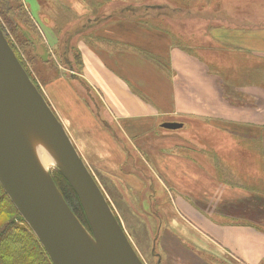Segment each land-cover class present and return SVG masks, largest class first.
<instances>
[{"label":"crops","instance_id":"0c3cea01","mask_svg":"<svg viewBox=\"0 0 264 264\" xmlns=\"http://www.w3.org/2000/svg\"><path fill=\"white\" fill-rule=\"evenodd\" d=\"M23 2L33 21L45 25L46 41L53 48L58 37L63 43L70 66L52 60L34 67L37 84L88 170L140 194L145 178L135 170L145 167L164 191H175L174 197L167 193L168 210L165 205L159 208L163 222L157 244L166 259L165 249L192 256L194 264H264V231L238 222L245 218V198L254 192L245 183L218 178L201 159L208 153L193 145L197 134L189 136L188 128L184 130L191 120L219 127L223 132L209 138L228 153L231 127L240 124L232 119H264V79L245 83L238 89L243 102L232 103L207 69L211 63L191 46L199 43L200 31L202 42L216 43L221 55L238 51L264 56V29L208 27L202 19L204 28L198 23V29L188 23L182 27L181 22L192 18L168 20L175 27L171 29L162 25L161 17L153 23L112 17L128 4L181 7L186 0H35L34 8ZM145 53L163 59L170 71ZM45 68L51 71L47 78ZM166 121L183 125L162 128ZM258 130L253 134L263 139L264 132ZM192 246L209 256L196 254Z\"/></svg>","mask_w":264,"mask_h":264},{"label":"rangeland","instance_id":"374dc122","mask_svg":"<svg viewBox=\"0 0 264 264\" xmlns=\"http://www.w3.org/2000/svg\"><path fill=\"white\" fill-rule=\"evenodd\" d=\"M27 2L32 8L35 7V0H27ZM168 5L173 6V3ZM180 6L181 7H177V9H173V13H170L168 9L159 10L152 9L151 7H149L148 10H141L140 12L146 17L145 22L153 23L156 22L159 17H161V21L163 23L162 25H167L171 27V29H174L175 27L171 23L168 24V20L181 22L179 17L182 15V18L183 15H187V13L193 17H190L192 19L189 22L187 21L184 23H188L189 27L191 28L194 26L197 28V26L194 25L196 23H198L199 29L204 28L205 26L202 27V21H200L201 19L206 20L204 23L207 24L208 27L210 24L238 25L241 23L253 24L256 22H259L258 24H264V0H186V3H182ZM157 13H160V15L157 16ZM62 14L69 17V14L66 12H62ZM195 16L199 19H196ZM33 23L36 26L35 28L38 34L40 35V39L35 36V33H32L34 37V43L30 44L26 48L27 53L17 45L16 39L13 37L9 28L7 26L5 27L4 25L3 27L13 43L16 44L22 61L24 62L34 81L37 83V78L39 79L40 77L39 75H36V69L34 66L36 68H42L45 66L47 61L50 62L52 60L56 63L59 62L62 64V60L67 56L62 50L63 43L59 37V43L57 44L58 47L53 48L51 43L46 41V28L43 27L45 25L41 24L39 26V23H35L34 21ZM201 35L202 34L199 31V43L191 42V46L199 58H201L203 61H206L207 63H211L207 64V69L215 67L219 69H230L232 77L238 80V76L240 75L241 77H244V80L248 81L252 79L254 82H251L250 84H255L256 81H260L256 79L259 78L260 74L258 70L264 68V56H250L246 52L238 51H231L228 54L221 55L222 53L218 45L216 43L211 44L210 42H202V38H200ZM53 53L55 54L53 55ZM27 54L29 57H32L36 60L34 65L31 62V59L30 61L27 59ZM50 75L51 71L45 68L43 70V76L47 78ZM70 78H72V76H70ZM247 84L249 83L247 82ZM235 90L236 89L234 88L227 89L231 98H233L232 103L238 104L242 100H237L235 97H233V92ZM232 120L240 121V124L238 127H236V129H232L231 127L230 137L232 138V144L230 147H232V149H230L228 153H225L226 149L220 150L215 147V145L212 143V140L209 138L215 133L223 132L219 127L206 125L204 124L205 121L202 123L201 120H191L190 122L186 121L184 130L188 128V134H197L194 140L198 141V143H194L193 145L195 147L202 148L208 153L202 154L203 157H201V159L202 161H206L209 167L211 165L213 172L215 170L214 174L218 178L229 179L235 182L245 183L247 185L251 183L257 185L259 184V181L262 180L264 194V156L261 155V149H258L259 141L255 140L257 135L253 134V132L259 131L258 129L264 132V119ZM249 122H255L257 123L255 125H260L263 128L251 126ZM233 126L235 127V124ZM240 128H244V131ZM261 143L263 144L262 147L264 148V138L262 139ZM146 158L150 160L149 156ZM258 162L262 167L260 169H258L256 166V164H259ZM130 163V166L133 167V162L131 161ZM55 169H58V167L50 165L46 169V173L51 175ZM138 169H140V171ZM138 169L134 170L138 172L143 178H145L144 181L142 180L141 184V187L144 189V191L140 194L131 193V191L126 186L116 184L99 173L92 175L97 183L99 181L95 176H97L100 180L98 185L100 184V188L102 187L101 190L103 191L108 204H110L109 206L112 212H114L113 215H116V217L115 215L114 217L117 223L124 232L130 246L133 248L141 264H167L166 260H169V264H194L191 260L192 256L186 254L179 255L175 250L165 249L166 254H168L166 259L164 251L159 246V243L157 244L158 234L154 235V233L156 230L159 233L160 226L163 222L159 211L160 205H165L168 210L170 205L169 198L175 196V191L172 188H168L166 189L167 191H164L165 189L163 190L160 187L153 174L147 173L148 171L145 169V167ZM218 169H222V171L220 170V176L218 175ZM167 193L170 194V197ZM156 214H159L161 218L158 219ZM85 230L90 235V238L93 241H96V235L92 231L91 227L90 231L87 229ZM192 248L196 250H193V252L196 254L206 253L205 256H209L207 255L209 254L207 252L199 251L193 246ZM158 258L160 259L159 262ZM218 264L222 263L218 262Z\"/></svg>","mask_w":264,"mask_h":264},{"label":"water","instance_id":"95a60500","mask_svg":"<svg viewBox=\"0 0 264 264\" xmlns=\"http://www.w3.org/2000/svg\"><path fill=\"white\" fill-rule=\"evenodd\" d=\"M20 99L40 119L76 194L96 241L90 238L55 186L31 160L13 123L11 105ZM181 122L161 123L165 129ZM0 185L33 230L53 264H141L117 223L103 191L0 30ZM95 243V244H94Z\"/></svg>","mask_w":264,"mask_h":264},{"label":"trees","instance_id":"16d2710c","mask_svg":"<svg viewBox=\"0 0 264 264\" xmlns=\"http://www.w3.org/2000/svg\"><path fill=\"white\" fill-rule=\"evenodd\" d=\"M145 4V3H144ZM144 4H128L121 10L117 12H112V17L115 16L118 19H124V17H131L139 23L145 22V16L141 14V10H148L149 7L152 9H168L170 13H173V9H177L178 6H170L168 3L163 4H154V5H144ZM141 15H140V14ZM161 13V12H160ZM157 13V16L160 15ZM167 13V12H166ZM126 14V15H125ZM182 16V15H181ZM181 16L179 18H181ZM188 13L183 15L182 18H190ZM0 28L14 54L16 55L21 66L25 70L26 74L35 85L39 93L43 96L38 84L34 81L30 73L28 72L24 62L19 55L16 44L10 39L9 35L5 32L3 25L9 28L13 37L16 39L17 45L26 51V48L34 43V37L32 33H35V36L40 39V35L36 30V26L33 23V20L28 12L27 7L25 6L23 0H0ZM3 24H2V22ZM147 23V22H146ZM259 22L250 24V23H241L234 24L233 27L237 28H264V24H258ZM151 25H154L150 23ZM186 23H182V27ZM258 24V25H254ZM185 49V48H182ZM187 49V48H186ZM189 50V49H187ZM190 51V50H189ZM27 53V51H26ZM157 66H159L164 71H170L167 63L156 56L145 53ZM144 54V55H145ZM145 55V56H146ZM27 59H31L33 65L36 63V60L32 57H29L27 54ZM76 60L78 61V54L76 53ZM63 64L70 66L67 61V57L62 60ZM78 63V62H77ZM35 67V66H34ZM36 68V67H35ZM259 78L264 79V68L259 69ZM212 72L219 80V86L222 87L223 95L229 101H233L230 93L227 91L228 88L236 89L233 92V97L237 100H242V94L238 89H240L245 83L254 82L251 80H244V77L238 76V80L232 77L230 69H219L211 68ZM257 82V81H256ZM226 90V91H225ZM44 98V97H43ZM108 129L106 122L103 123ZM259 141V148L261 149V155L264 156V148L261 143L262 139L255 138ZM259 163V162H258ZM260 165V163H259ZM262 168V167H261ZM221 170V169H220ZM219 176H220V171ZM51 178L57 187L58 191L62 195L64 201L68 205L72 213L77 217L80 223L84 226L85 229L90 231V224L87 220L83 207L81 206L76 194L68 184L65 177L55 169L51 173ZM247 190L254 192L245 198V218L242 221L246 225L253 226L259 230L264 231V195L262 188V180L259 181V184L255 185L253 183L246 184ZM110 205V204H109ZM236 211V207L234 209ZM114 213V212H113ZM115 215V214H114ZM158 219L160 218L159 214H156ZM116 217V215H115ZM153 223V222H152ZM158 226V224H157ZM153 227V225H152ZM159 237V233L156 230L154 235ZM157 237V238H158ZM159 259V258H158ZM160 259L158 260V262ZM0 264H53L50 260V257L46 253L44 247L40 243L39 239L30 228L25 219L18 212L14 204L11 202L9 196L6 194L2 186L0 185Z\"/></svg>","mask_w":264,"mask_h":264},{"label":"bare ground","instance_id":"6f19581e","mask_svg":"<svg viewBox=\"0 0 264 264\" xmlns=\"http://www.w3.org/2000/svg\"><path fill=\"white\" fill-rule=\"evenodd\" d=\"M11 114L16 131L36 168L44 175L50 165L63 168L46 130L32 108L18 98L11 105Z\"/></svg>","mask_w":264,"mask_h":264}]
</instances>
